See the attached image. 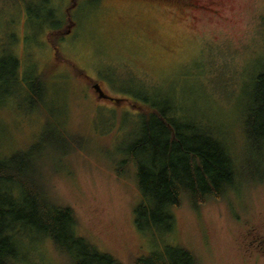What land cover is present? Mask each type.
Instances as JSON below:
<instances>
[{
	"label": "rangeland",
	"instance_id": "1",
	"mask_svg": "<svg viewBox=\"0 0 264 264\" xmlns=\"http://www.w3.org/2000/svg\"><path fill=\"white\" fill-rule=\"evenodd\" d=\"M263 69L264 0H0V162L47 174L78 232L122 260L178 244L200 264H264V182L140 228L134 168H120L148 107L199 118L236 150ZM26 236L24 264H63L50 240Z\"/></svg>",
	"mask_w": 264,
	"mask_h": 264
},
{
	"label": "trees",
	"instance_id": "2",
	"mask_svg": "<svg viewBox=\"0 0 264 264\" xmlns=\"http://www.w3.org/2000/svg\"><path fill=\"white\" fill-rule=\"evenodd\" d=\"M53 37L52 33L48 36L51 41ZM18 62L16 58L15 64ZM148 108L141 136L124 148L120 166L125 171L134 168L139 200L133 211L138 227L169 229L173 211L182 202L198 208L222 199L236 187L264 182V69L247 90L241 120L243 140L236 150L199 118L183 121L171 115L168 107ZM80 144H69L61 156ZM27 164L10 172L9 164L0 162V264H24L22 236L26 235L50 240L65 254L63 264H200L193 251L178 244L145 255L131 254L127 260L103 250L78 232L72 207L49 193L47 174L27 176ZM8 183L15 184L16 191Z\"/></svg>",
	"mask_w": 264,
	"mask_h": 264
},
{
	"label": "water",
	"instance_id": "3",
	"mask_svg": "<svg viewBox=\"0 0 264 264\" xmlns=\"http://www.w3.org/2000/svg\"><path fill=\"white\" fill-rule=\"evenodd\" d=\"M92 87L95 90V92L97 93L98 98H106V99H110V100H117V99H113L112 97H109L108 95H105V93L100 88V85L98 83H94L92 85Z\"/></svg>",
	"mask_w": 264,
	"mask_h": 264
},
{
	"label": "flooded vegetation",
	"instance_id": "4",
	"mask_svg": "<svg viewBox=\"0 0 264 264\" xmlns=\"http://www.w3.org/2000/svg\"><path fill=\"white\" fill-rule=\"evenodd\" d=\"M217 2H219V3H221L222 2V0H217ZM95 83H97V82H95ZM94 83H92V84H90V86L92 87V85H93ZM93 88V87H92ZM101 88V87H100ZM104 92V91H103ZM105 93V92H104ZM105 95H107L106 93H105ZM101 99V98H100ZM102 99H106V98H102Z\"/></svg>",
	"mask_w": 264,
	"mask_h": 264
}]
</instances>
